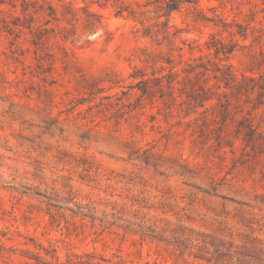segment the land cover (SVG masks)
Wrapping results in <instances>:
<instances>
[{
    "label": "rangeland",
    "instance_id": "obj_1",
    "mask_svg": "<svg viewBox=\"0 0 264 264\" xmlns=\"http://www.w3.org/2000/svg\"><path fill=\"white\" fill-rule=\"evenodd\" d=\"M90 262L264 264V0H0V264Z\"/></svg>",
    "mask_w": 264,
    "mask_h": 264
},
{
    "label": "trees",
    "instance_id": "obj_2",
    "mask_svg": "<svg viewBox=\"0 0 264 264\" xmlns=\"http://www.w3.org/2000/svg\"><path fill=\"white\" fill-rule=\"evenodd\" d=\"M174 9H176V7H170L168 10H169V12H171L172 10H174ZM88 264H101V263H94V262H90V263H88Z\"/></svg>",
    "mask_w": 264,
    "mask_h": 264
}]
</instances>
